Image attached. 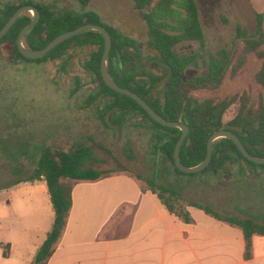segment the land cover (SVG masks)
<instances>
[{"label": "trees", "instance_id": "obj_1", "mask_svg": "<svg viewBox=\"0 0 264 264\" xmlns=\"http://www.w3.org/2000/svg\"><path fill=\"white\" fill-rule=\"evenodd\" d=\"M78 1L84 7L89 3V0ZM133 2L136 8L143 12L151 38L149 45L154 55L146 58V61L135 39L124 35L115 27L105 26L95 12L58 14L47 5H33L39 11L41 18L39 23L25 35L24 45L30 50H42L64 33L84 25H100L106 28L112 38V49L107 63V69L112 79L120 87L130 90L144 99L164 119L181 122L188 126L189 132L179 154L180 161L185 167H196L205 160L210 137L221 130H228L236 134L251 155L264 157V106L254 111L247 107V101L245 97H242V107L237 115L225 122L226 112L237 101L236 97L217 103L212 100L199 101L193 97L195 91L218 89L228 71L232 69L233 61L232 53L222 49L217 57H212L209 60L205 74L195 78L185 77L190 67L198 66L201 54L196 52L190 55H181L177 51V47L185 43H199L201 48L205 46V32L198 1L133 0ZM25 5L32 4L27 2L8 3L0 6V31L16 11ZM31 21L30 13L23 14L0 40V47L7 45L10 48L12 63L18 65L20 62L41 64L58 61L63 60L72 48H93L84 68L93 77L96 89L86 99L84 108H94L98 120L108 130L124 127L128 119L132 117L146 118L151 123L149 129L153 133V156L163 158L166 165L177 176L193 175L182 173L175 165L174 152L182 135L181 130L165 127L155 122L137 101L110 89L103 81L101 61L105 50V39L99 32L86 31L78 34L58 45L43 58L30 60L21 55L17 40L21 31ZM257 21V30L254 35L248 37L246 34L240 33V38L246 41L249 51H254L264 44V15L257 14ZM258 56L262 60V67L256 75V81L264 87V51H260ZM152 63L156 65V71L149 68ZM79 89L80 85L74 92H78ZM19 158L14 159V162L18 164V167L13 170V174L18 176L13 182L14 184L44 179L48 185L55 213L54 224L32 262V264H48L67 225L72 208L73 182L96 181L108 178L112 173L126 172L127 170L107 171L97 168L96 164L105 161L97 158L93 149L85 144L78 145L70 151L43 147L36 160V168L30 172L24 170V165L18 162ZM239 161H245L255 166H264L247 160L232 140L219 139L213 145L212 162L206 170L213 168L220 172L226 165H232ZM137 179L141 180L139 177ZM148 185L154 193L159 189V199L171 212H176L171 201L173 198L180 197L178 192L164 186L156 187L151 182H148ZM8 186H0V190ZM189 206L201 209L218 220L240 227L246 241V258L250 257L252 238L255 235L264 236V224H259L251 219L222 216L197 203H191ZM179 214L189 221L188 214L183 210ZM4 255L7 257L9 254L5 251Z\"/></svg>", "mask_w": 264, "mask_h": 264}, {"label": "rangeland", "instance_id": "obj_2", "mask_svg": "<svg viewBox=\"0 0 264 264\" xmlns=\"http://www.w3.org/2000/svg\"><path fill=\"white\" fill-rule=\"evenodd\" d=\"M157 1V0H156ZM205 32V46L185 43L177 47L181 55L200 52L198 66L190 67L186 78L206 73L212 57L220 50L232 53V69L222 85L213 91L199 90L193 97L214 103L237 98L228 109L225 122L233 119L242 107L254 111L264 106V87L256 81L262 67L258 53L264 44L249 51L240 33L248 37L257 30V14L264 15V0H197ZM30 3L31 6H50L54 12H95L105 26L115 27L136 40L146 58L154 55L144 14L133 0H89L86 7L78 0H0L8 3ZM34 7V6H33ZM33 17L34 13L30 12ZM93 48H72L63 60L41 64L10 61V48L0 47V186L12 184L18 164L30 172L43 147L64 151L85 144L104 163L96 167L107 171L126 172L156 187L164 186L179 193L171 203L177 211L186 204L197 203L222 216L251 219L264 224V166L245 161L228 164L223 171L209 168L188 176H177L163 158L153 156L151 123L143 117H132L126 125L114 130L105 129L94 108H84L86 99L94 92L93 77L86 72L85 62ZM149 68L156 71L152 63ZM80 85L78 92H74ZM103 147V148H102ZM25 176V175H23ZM159 192V189H158Z\"/></svg>", "mask_w": 264, "mask_h": 264}, {"label": "crops", "instance_id": "obj_3", "mask_svg": "<svg viewBox=\"0 0 264 264\" xmlns=\"http://www.w3.org/2000/svg\"><path fill=\"white\" fill-rule=\"evenodd\" d=\"M158 193L129 173L73 182L67 225L48 264H264V236L252 238L246 258L240 227L189 204L186 221ZM54 219L44 179L1 189L0 264H32Z\"/></svg>", "mask_w": 264, "mask_h": 264}, {"label": "water", "instance_id": "obj_4", "mask_svg": "<svg viewBox=\"0 0 264 264\" xmlns=\"http://www.w3.org/2000/svg\"><path fill=\"white\" fill-rule=\"evenodd\" d=\"M33 12L34 15L32 17V21L30 24H28L24 29L21 31L18 40H17V46L18 49L21 53V55L30 60H38L43 58L45 55H47L50 51H52L54 48H56L58 45L64 43L65 41L71 39L72 37L81 34L86 31H97L99 32L105 39V50L103 53L102 61H101V74L103 81L105 84L112 90L127 95L128 97H131L135 101H137L149 114V116L157 123L165 126V127H170V128H178L181 130L182 135L176 145L175 152H174V159H175V165L179 171H181L184 174H197L200 172H203L206 170L212 162V153H213V145L214 143L219 140V139H230L234 142V144L237 146L239 151L242 153V155L249 160L252 163H255L257 165H264V157H255L251 155L244 145L242 144L241 140L239 137L234 134L231 131L228 130H221L215 132L209 139L208 144H207V156L205 160L199 164L196 167L188 168L185 167L181 161H180V150L181 147L187 137V134L189 132V128L187 125L181 123V122H171L166 119H164L162 116H160L158 113H156L152 107L140 96H138L136 93L124 89L120 87L110 76L108 69H107V63H108V58L110 51L112 49V38L109 32L106 30V28L100 26V25H84L81 26L75 30L69 31L67 33H64L57 38H55L51 43H49L44 49L42 50H30L25 47L24 45V37L25 35L32 30L40 21L41 15L39 11L31 6V5H25L20 7L16 13L11 17V19L8 21V23L4 26V28L0 31V40L8 33V31L13 27L17 19L22 16L23 14Z\"/></svg>", "mask_w": 264, "mask_h": 264}]
</instances>
